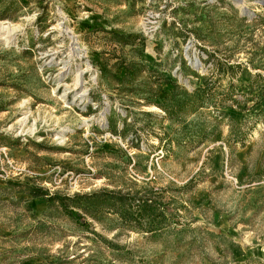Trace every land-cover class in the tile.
I'll return each mask as SVG.
<instances>
[{
	"label": "rangeland",
	"instance_id": "1",
	"mask_svg": "<svg viewBox=\"0 0 264 264\" xmlns=\"http://www.w3.org/2000/svg\"><path fill=\"white\" fill-rule=\"evenodd\" d=\"M0 264H264V0H0Z\"/></svg>",
	"mask_w": 264,
	"mask_h": 264
},
{
	"label": "trees",
	"instance_id": "2",
	"mask_svg": "<svg viewBox=\"0 0 264 264\" xmlns=\"http://www.w3.org/2000/svg\"><path fill=\"white\" fill-rule=\"evenodd\" d=\"M69 213H70L73 217H75V218H77V219H79V217H81V215H80L78 212H75L74 210H69Z\"/></svg>",
	"mask_w": 264,
	"mask_h": 264
}]
</instances>
